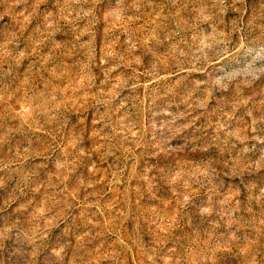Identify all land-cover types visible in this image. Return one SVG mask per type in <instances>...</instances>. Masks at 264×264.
<instances>
[{
    "label": "rangeland",
    "instance_id": "rangeland-1",
    "mask_svg": "<svg viewBox=\"0 0 264 264\" xmlns=\"http://www.w3.org/2000/svg\"><path fill=\"white\" fill-rule=\"evenodd\" d=\"M0 264H264V0H0Z\"/></svg>",
    "mask_w": 264,
    "mask_h": 264
}]
</instances>
